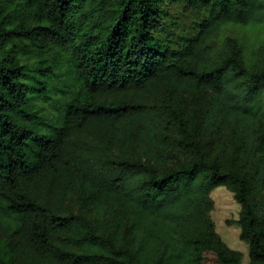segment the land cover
I'll return each instance as SVG.
<instances>
[{"label": "trees", "instance_id": "obj_1", "mask_svg": "<svg viewBox=\"0 0 264 264\" xmlns=\"http://www.w3.org/2000/svg\"><path fill=\"white\" fill-rule=\"evenodd\" d=\"M186 1L203 17L171 43L164 0H0V210L18 234L0 264H240L203 217L220 185L241 205L249 264H264V39L245 53L222 34L264 29V0ZM27 46L63 51L79 82L55 122L32 109L53 71L23 63ZM162 89L202 93L192 127L147 105ZM209 135L230 138L233 166L200 144Z\"/></svg>", "mask_w": 264, "mask_h": 264}, {"label": "rangeland", "instance_id": "obj_2", "mask_svg": "<svg viewBox=\"0 0 264 264\" xmlns=\"http://www.w3.org/2000/svg\"><path fill=\"white\" fill-rule=\"evenodd\" d=\"M162 10L165 18L163 29L158 31V34L165 40L171 43L181 42L195 34L198 22L203 17V9L193 7L186 0H164ZM223 35H231L238 37L244 44L245 53L256 50L264 39V29L262 27H240L227 26L223 29ZM220 43V38L214 41V46L217 47ZM27 52L21 55V61L29 66L35 67L39 64H46L53 71L52 76L48 79V97L45 99H36L33 101V110L37 113L38 120L46 122H55L59 119L63 111V105L76 92L79 87L78 80L74 77L73 71L68 63L67 56L61 50H37L34 47L27 46ZM202 93L185 95H171L165 89L156 92H147L145 101L154 109H161L165 112H175L177 116L183 118L188 117V123L192 121L202 111L203 100ZM186 119V118H185ZM171 126L168 135L176 134L177 128ZM200 144L207 150L210 155L219 154L224 165L227 167L233 166L234 163V145L230 138L220 142V137L213 135L200 137ZM146 142L152 144L153 140L144 138L135 142L134 151L142 153L145 149ZM95 145V144H92ZM96 146V145H95ZM91 149L97 150L94 147ZM127 152L132 150L127 147ZM117 151V149H116ZM175 155L170 156L166 161L167 164L173 165ZM77 191L68 194L64 198L66 209L77 210L75 204ZM211 207L204 212L203 217L209 220L216 235L221 240L222 244L227 248L236 251L239 255L240 264H249V245L241 238V226L238 221L240 218L241 205L236 200L234 190L230 187L220 185L213 188L209 192ZM18 236L15 231V219L11 214L0 210V249H8L11 240Z\"/></svg>", "mask_w": 264, "mask_h": 264}]
</instances>
